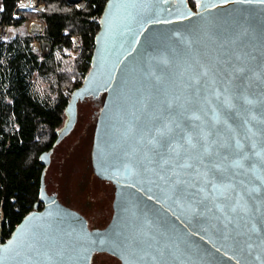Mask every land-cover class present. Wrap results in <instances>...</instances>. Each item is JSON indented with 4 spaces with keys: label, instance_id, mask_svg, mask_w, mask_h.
<instances>
[{
    "label": "water",
    "instance_id": "obj_1",
    "mask_svg": "<svg viewBox=\"0 0 264 264\" xmlns=\"http://www.w3.org/2000/svg\"><path fill=\"white\" fill-rule=\"evenodd\" d=\"M195 2L105 1L53 145L77 101L102 93L90 156L114 185L112 216L90 228L44 195L51 148L0 264H94V252L120 264H264V2Z\"/></svg>",
    "mask_w": 264,
    "mask_h": 264
},
{
    "label": "trees",
    "instance_id": "obj_2",
    "mask_svg": "<svg viewBox=\"0 0 264 264\" xmlns=\"http://www.w3.org/2000/svg\"><path fill=\"white\" fill-rule=\"evenodd\" d=\"M21 0H0V25L14 22L18 33L0 39V241L10 235L39 199V155L52 145L66 119L65 107L90 67L94 36L106 0H42L41 11L16 8ZM15 14L16 16H13ZM29 17L44 21L31 36ZM81 48L71 53V36ZM36 39L40 52L30 42ZM101 102L103 94L94 97Z\"/></svg>",
    "mask_w": 264,
    "mask_h": 264
},
{
    "label": "rangeland",
    "instance_id": "obj_3",
    "mask_svg": "<svg viewBox=\"0 0 264 264\" xmlns=\"http://www.w3.org/2000/svg\"><path fill=\"white\" fill-rule=\"evenodd\" d=\"M68 1L74 3L76 6L80 8H82L85 4L84 0H80V1L68 0ZM43 9H44V3H43ZM34 10L41 11L36 9ZM34 18L37 17H29L28 19H26L24 22V26L26 27L27 20H33ZM37 19H39L42 22L43 25L41 28V33H42L44 27V21L40 18ZM16 32L18 33L17 28H16ZM72 36H77V35H72ZM35 40L36 39H33L32 41ZM36 42H37L36 45L38 52L34 50L31 45L30 46L34 51H36V53H39L40 45L37 40ZM79 50L80 49L73 50L71 48V53L76 55ZM98 105L99 102H97L95 98L92 96L85 97L79 100V102L77 103L78 112L76 115L77 117L76 125H75L76 128L74 132L70 135V137L67 140H65L57 149L55 160L53 161L52 168L50 171L52 176L58 182V187L60 192L65 194L63 199L67 200L69 198V200L72 202L73 205L77 207H81L83 210L89 213L90 228H96L97 226L100 225L101 223L100 221L103 220V218L105 217L107 207L109 208V206L107 207L104 206V208H102L104 212L101 213L99 212V215H97L96 213L97 210L92 211L94 207L95 208L99 207L98 202L92 199V197L97 198V196L100 193L99 191L101 190H103V192L104 191L108 192V187H109L106 184H98L97 182L95 181L93 182L90 179V173H91L90 157H89L90 144L92 141L93 127L95 126V119H96V116H92L91 114L94 113V110L97 109ZM91 262L94 264H119V260L115 256L107 252H102L99 254L97 252L93 253Z\"/></svg>",
    "mask_w": 264,
    "mask_h": 264
},
{
    "label": "flooded vegetation",
    "instance_id": "obj_4",
    "mask_svg": "<svg viewBox=\"0 0 264 264\" xmlns=\"http://www.w3.org/2000/svg\"><path fill=\"white\" fill-rule=\"evenodd\" d=\"M188 3L191 6V8L195 9V6H196L195 0H188ZM86 97H89V96H86ZM78 102H79V100L77 101V103ZM77 112H78V109H77ZM91 115L92 116H96L95 110H94V113H92ZM76 119H77V117H76ZM75 125H76V120H75V122H74V124L72 126H68L65 129L64 133L61 135V137L59 138V140L57 141L56 144L53 145V143L56 140L58 134H56V137H55L52 145L50 146V148H48L47 150L43 151V152H47V151H49L52 148V150H51V152L49 154V161H48V164L46 165L45 172H44V175H43V190L42 191H43L44 195H55L57 197V199L62 204H64L65 206H67V207H69L71 209H74V210L78 211L79 213H81L86 218L88 226H89V222H90L89 213L87 211L83 210L81 207H77V206L73 205L72 202L69 200V198L67 200L63 199L65 194L60 192L59 187H58V182L56 181V179L52 176V174L50 172L51 168H52L53 161L55 160L57 149L74 132V130L76 128ZM60 128H62V126ZM93 131H94V127H93ZM92 137H93V133H92ZM91 144H92V141H91ZM91 144H90V151H91ZM43 152H41V153H43ZM89 157H90V166H91L90 179L93 182L94 181L97 182L98 184H106V185L109 186L108 187V192H105V191L103 192V190H101V191H99L100 193L97 196V198L96 197H92V199L96 200V202H98V204H99L98 208L94 207V209H92V211H96L97 210V212H96L97 215H99V212L100 213L104 212V210L102 209V208H104V206H106V207L109 206V208L107 207V209H106V213H105V217H104L105 219L103 218V220L100 221L101 222L100 225L97 226V227L101 228V227H104L109 222V220H110V218L112 216V212H113L112 202H113V198H114V189L115 188H114V185L112 184L111 181L106 180V179H101L93 172V168H92V164H91V156L89 155ZM41 164H42V170H43L45 165L42 162H41ZM42 170H41V172H42ZM40 203H41V207H42L43 204H44L43 199H41ZM97 253L99 254V253H102V252H97ZM119 264H120V261H119Z\"/></svg>",
    "mask_w": 264,
    "mask_h": 264
},
{
    "label": "built area",
    "instance_id": "obj_5",
    "mask_svg": "<svg viewBox=\"0 0 264 264\" xmlns=\"http://www.w3.org/2000/svg\"><path fill=\"white\" fill-rule=\"evenodd\" d=\"M74 1V0H72ZM21 5H24V7H21ZM16 8H23V9H27V10H42L43 9V3L41 0H35V1H30V0H21ZM13 16H16L15 14H13ZM33 20L37 21L38 23H41V21L37 18H34ZM33 20H27L26 21V30L31 34V35H37L41 33V27L37 26L36 29L33 27H30V24ZM38 23L34 22L35 25H37ZM9 35H13L16 36L17 32H16V26L14 24V22H8V23H3L0 25V39H5L7 38ZM72 40V45L71 48L73 50H78L81 48V41L78 39L77 36H72L71 37ZM37 42L32 41L30 43V45L33 47L34 50L37 51ZM38 52V51H37Z\"/></svg>",
    "mask_w": 264,
    "mask_h": 264
},
{
    "label": "snow or ice",
    "instance_id": "obj_6",
    "mask_svg": "<svg viewBox=\"0 0 264 264\" xmlns=\"http://www.w3.org/2000/svg\"><path fill=\"white\" fill-rule=\"evenodd\" d=\"M261 2H264V0H261ZM21 7H24V5H21ZM0 10H2V9H0ZM241 71H242V69H241ZM171 131H172V129L168 125H164L162 128L156 129V135L160 138V140H163ZM149 143L156 144L157 143L156 138L154 137L152 140L149 141ZM188 143H191L190 139H189ZM172 150L175 151V149H172ZM164 163H168V161L165 160Z\"/></svg>",
    "mask_w": 264,
    "mask_h": 264
},
{
    "label": "bare ground",
    "instance_id": "obj_7",
    "mask_svg": "<svg viewBox=\"0 0 264 264\" xmlns=\"http://www.w3.org/2000/svg\"><path fill=\"white\" fill-rule=\"evenodd\" d=\"M30 1H35V0H30ZM75 1V0H74ZM80 1V0H79ZM34 22L38 23L37 21L33 20L30 24V27H33L36 29L37 26L41 27L42 26V22L38 23L37 25L34 24Z\"/></svg>",
    "mask_w": 264,
    "mask_h": 264
}]
</instances>
